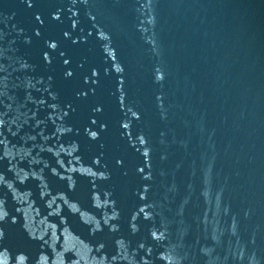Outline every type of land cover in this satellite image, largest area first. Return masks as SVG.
I'll use <instances>...</instances> for the list:
<instances>
[{"label": "water", "instance_id": "1", "mask_svg": "<svg viewBox=\"0 0 264 264\" xmlns=\"http://www.w3.org/2000/svg\"><path fill=\"white\" fill-rule=\"evenodd\" d=\"M0 264H264V0H0Z\"/></svg>", "mask_w": 264, "mask_h": 264}]
</instances>
